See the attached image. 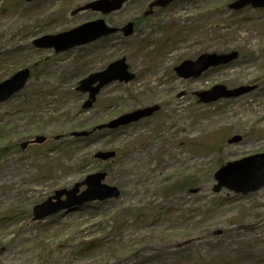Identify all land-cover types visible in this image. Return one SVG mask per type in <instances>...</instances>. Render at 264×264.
I'll use <instances>...</instances> for the list:
<instances>
[{
  "label": "rangeland",
  "instance_id": "1",
  "mask_svg": "<svg viewBox=\"0 0 264 264\" xmlns=\"http://www.w3.org/2000/svg\"><path fill=\"white\" fill-rule=\"evenodd\" d=\"M93 1L0 0V55L101 18L119 28L138 23L127 39L119 34L63 54L33 48L24 66H0V82L36 66L26 92L0 105V264H264V187L214 191L219 169L264 153V10L180 0L144 17L154 0H130L105 17L72 14ZM231 51L236 61L199 79L174 71L202 54ZM121 58L136 79L105 87L83 109L79 82ZM250 84L257 90L238 99L200 104L196 96ZM154 105L160 111L152 117L116 132L70 137ZM37 136L47 141L22 150ZM234 136L243 140L229 144ZM99 151L118 156L102 163ZM103 169L119 199L32 221L33 208L56 190Z\"/></svg>",
  "mask_w": 264,
  "mask_h": 264
},
{
  "label": "water",
  "instance_id": "2",
  "mask_svg": "<svg viewBox=\"0 0 264 264\" xmlns=\"http://www.w3.org/2000/svg\"><path fill=\"white\" fill-rule=\"evenodd\" d=\"M28 2L33 0H27ZM129 0H97L79 8L73 12L77 14L81 11L92 10L101 12L104 15L119 11ZM176 0H155L149 6L150 10L145 13L149 16L153 13L154 7L165 8ZM264 9V0H236L229 5V9L240 11L244 8ZM134 23H128L121 31L125 37L134 34ZM119 32V29L109 27L103 19L83 24L71 31L57 35H47L33 41V46L37 49H53L56 54L69 51L73 48L93 43L104 37L111 36ZM237 51L227 54H203L195 61H184L175 68L178 77L189 79L199 78L210 68L228 65L238 59ZM31 77L29 69H23L15 73L12 77L0 83V104L9 100L13 95L22 91ZM135 75L129 71V66L125 58H121L111 63L105 70L91 74L79 82L77 91L88 93L89 98L85 102L83 109H90L101 89L113 82L129 83L134 80ZM257 89V86H241L228 90L225 86H214L208 91L197 93L199 103L210 104L221 99L239 98ZM160 110V106L155 105L138 109L134 112L119 116L107 124L96 127L93 132L104 129L116 130L120 127L137 123L154 115ZM92 132V133H93ZM91 132H75L73 137H89ZM241 136H234L228 140L229 144L240 143ZM46 138L38 136L31 143L43 144ZM28 143H23L21 147L25 149ZM116 157L114 151H100L95 158L102 161L113 160ZM106 172H98L86 177V179L75 184L71 189H61L55 191L54 195L43 203L33 208V221H42L60 212H69L77 207L91 202H103L110 199H118L121 196L120 190L115 186H110L106 180ZM217 182L214 187L215 192L222 188L235 192L236 194L247 195L256 192L264 187V153L250 156L235 162L227 163L215 173ZM86 189L80 193L81 187ZM65 198V199H63ZM220 233V232H218Z\"/></svg>",
  "mask_w": 264,
  "mask_h": 264
},
{
  "label": "trees",
  "instance_id": "3",
  "mask_svg": "<svg viewBox=\"0 0 264 264\" xmlns=\"http://www.w3.org/2000/svg\"><path fill=\"white\" fill-rule=\"evenodd\" d=\"M29 16L32 17V13L31 12L29 13ZM222 27H223V25L218 24L216 30H221ZM166 43H171V42H169V40L167 39ZM167 46H168V44H164V47H167ZM141 47H142V49L146 50V47L144 46V43H141ZM31 50H34V49L30 46V48H28L27 50L15 49L13 53L10 52L8 55L7 54L6 55H0V57L2 58L0 60V66L8 64V65L15 66L16 69L20 68L21 66H24L23 63H24V61L26 59V56L29 54V51L31 52ZM35 68H36L35 65H33V67H31V69H32V77H34V75H35ZM0 80H1V78H0ZM24 92H26V90ZM136 107H138V106L134 105V108H136ZM78 128H81V127H78ZM75 129H76V127H73L72 130H75ZM92 136H90L89 138H86V139H90ZM108 167L109 166H106L105 169H107ZM104 171H107V170H104Z\"/></svg>",
  "mask_w": 264,
  "mask_h": 264
},
{
  "label": "flooded vegetation",
  "instance_id": "4",
  "mask_svg": "<svg viewBox=\"0 0 264 264\" xmlns=\"http://www.w3.org/2000/svg\"><path fill=\"white\" fill-rule=\"evenodd\" d=\"M26 1V3H29L27 0H25ZM32 3V2H31Z\"/></svg>",
  "mask_w": 264,
  "mask_h": 264
}]
</instances>
